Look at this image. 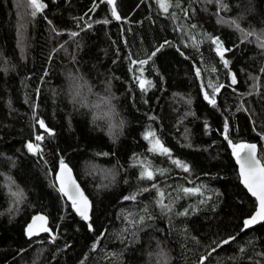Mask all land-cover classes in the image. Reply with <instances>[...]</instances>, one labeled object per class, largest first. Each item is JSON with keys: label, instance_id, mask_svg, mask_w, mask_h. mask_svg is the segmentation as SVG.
I'll list each match as a JSON object with an SVG mask.
<instances>
[{"label": "trees", "instance_id": "obj_1", "mask_svg": "<svg viewBox=\"0 0 264 264\" xmlns=\"http://www.w3.org/2000/svg\"><path fill=\"white\" fill-rule=\"evenodd\" d=\"M42 2L32 17L29 0H0V264H264L232 147L255 142L264 163V0H116L120 20L101 0ZM61 160L87 221L59 191ZM36 213L53 234H27Z\"/></svg>", "mask_w": 264, "mask_h": 264}, {"label": "snow or ice", "instance_id": "obj_2", "mask_svg": "<svg viewBox=\"0 0 264 264\" xmlns=\"http://www.w3.org/2000/svg\"><path fill=\"white\" fill-rule=\"evenodd\" d=\"M101 2H107L112 6V16L116 20H120L121 17L119 13L116 11L115 7V0H101ZM220 2L222 8H226L227 6L222 3V0H218ZM158 3H160V7L163 8L165 12H168L169 7L172 6V4L169 2V0H158ZM29 5L33 9L31 11V16L35 17L38 13L42 12L44 7L46 5L43 4L42 0H29ZM110 21L104 20V21H96V23H109ZM87 27H92V24H87ZM195 27V25H193ZM237 28H239V25H236ZM78 35V33H71V36L75 37ZM246 35H253V33H247ZM209 39L212 40V42L216 45V52L223 58L224 53L226 51H230V49L223 48L222 42L219 40L218 37L213 38L209 37ZM264 47V44L261 45ZM140 64L147 63V61H139ZM228 61L224 60L225 66L228 65ZM197 75H199V69H197ZM236 76L235 74L232 75V83L235 84ZM145 86V81H140V87L143 89ZM213 87V91L219 92L220 88L223 87V85L219 86H211ZM205 99L209 101V103L215 105L216 99L214 95L212 97L209 96L208 92L206 91L204 93ZM41 128H46L43 120L38 121ZM227 125H225V138L227 139ZM47 131L51 134V129H47ZM153 133H148V136H153ZM146 136L145 138H148ZM37 141H40L43 139V136H36L35 138ZM231 144L232 142L229 141ZM28 151L37 153L41 151L40 145L33 142H28L26 145ZM233 154L235 155L237 162L240 165V175L243 178V183L247 186L248 190L251 192L252 196L256 197L258 200V207L256 208L253 215H251L249 218L244 219L243 221V227L245 229L250 228L251 226L260 223L264 221V164H262L259 160L256 158V149L257 145L255 144H248V143H239V144H233ZM152 151H159L162 154H170V150L164 147V145L160 142V140L157 138L153 142V148ZM173 163L179 165L180 167L185 168L187 170V165L183 164L179 160L173 161ZM61 169H60V176H59V191L63 193L72 203V207L79 213V215L84 220H89L90 217L88 215V209L90 207V204L87 200V197L83 195V192L80 190L79 185L76 184L75 180L71 178L70 173L71 169L67 167L66 164H64L63 160L60 161ZM156 171L163 174L162 169H157ZM68 174V178L65 179V175ZM142 177H145L147 179H155V173L151 169L150 165H146L144 170L140 174ZM155 188L156 185H153ZM185 192H194L199 191V189H183ZM160 196L163 197L164 193L163 191H160ZM17 197H20L21 193H14ZM135 195L131 197H124L126 200H135ZM158 203L160 204L162 209L168 208V205L163 203V200H159ZM186 214V213H185ZM46 217L38 216L35 217L33 220V224H30L28 226V235L32 236L37 234L38 231H44V232H50L51 229L47 228L46 225ZM40 221L41 223L37 226L36 222ZM91 229V224L88 225ZM55 237L53 236V240ZM235 237H229L227 240L221 241V244H227L230 240H234ZM219 246V245H218ZM216 249H212L214 252ZM207 257L202 258L201 264H203V261L206 260Z\"/></svg>", "mask_w": 264, "mask_h": 264}, {"label": "water", "instance_id": "obj_3", "mask_svg": "<svg viewBox=\"0 0 264 264\" xmlns=\"http://www.w3.org/2000/svg\"><path fill=\"white\" fill-rule=\"evenodd\" d=\"M109 6H110V8L112 9V6H111L110 4H109ZM115 7H116V0H115ZM116 11H117V9H116ZM244 143L255 144V145H257V149H256V158H257V160H259L262 164H264L263 161H262V159L260 158V155H259V146H258V144L255 143V142H244ZM234 159H235V162H236V164H237L238 172H239V175H240V165H239V163L237 162V159H236L235 155H234ZM64 164H66L67 167H68L69 169H71V173H70L71 178L75 180L76 184L79 185L80 190L83 192V195H84L85 197H87V200H88V202H89V204H90V207H89V209H88V215H89V217H90V214H91V211H92V201H91L89 195L86 193L85 189L83 188L82 184H81V183L79 182V180L77 179V177H76V175H75V172H74V170L71 168V166H70L67 162H64ZM60 169H61V165L58 166V168H57V170H56V172H55V177H56V181H57L58 187H59ZM240 177H241V175H240ZM67 178H68V174L65 175V179H67ZM241 180L243 181V178H242V177H241ZM249 192H250V191H249ZM62 194H63V193H62ZM250 194H251V192H250ZM251 195H252V194H251ZM63 196H64L69 202H71V201H70V200H69L64 194H63ZM253 197H254V196H253ZM254 198H255L256 203H257V205H256V208H257V207H258V200H257L256 197H254ZM255 210H256V209H255ZM76 212H77V211H76ZM254 212H255V211H254ZM254 212L252 213V215L254 214ZM77 214L79 215L78 212H77ZM38 216L46 217L47 220H46V225H45V226H46L47 228L51 229V227L49 226V217H48L45 213H36V214H34V215L32 216V218L30 219V221L27 223V226H26V232H27V233H28V226H29L30 224H33V220H34V218H35V217H38ZM262 222H263V221H262ZM40 223H41L40 221H37V222H36L37 226H38ZM260 223H261V222H260ZM257 224H258V223H257ZM43 233L53 234V231H52V229H51L50 232L38 231L37 234L32 235V236H36V235L43 234Z\"/></svg>", "mask_w": 264, "mask_h": 264}, {"label": "rangeland", "instance_id": "obj_4", "mask_svg": "<svg viewBox=\"0 0 264 264\" xmlns=\"http://www.w3.org/2000/svg\"><path fill=\"white\" fill-rule=\"evenodd\" d=\"M39 136H41V135H39Z\"/></svg>", "mask_w": 264, "mask_h": 264}]
</instances>
